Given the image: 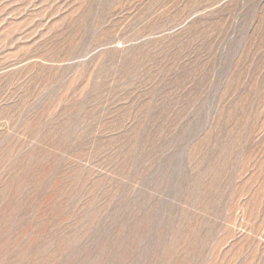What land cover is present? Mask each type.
<instances>
[{
	"label": "rangeland",
	"instance_id": "374dc122",
	"mask_svg": "<svg viewBox=\"0 0 264 264\" xmlns=\"http://www.w3.org/2000/svg\"><path fill=\"white\" fill-rule=\"evenodd\" d=\"M0 264H264V0H0Z\"/></svg>",
	"mask_w": 264,
	"mask_h": 264
}]
</instances>
